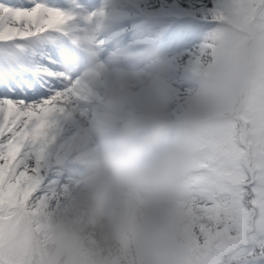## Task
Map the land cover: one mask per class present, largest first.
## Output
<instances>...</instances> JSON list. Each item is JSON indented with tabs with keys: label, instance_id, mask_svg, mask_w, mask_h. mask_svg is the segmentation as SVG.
<instances>
[{
	"label": "snow or ice",
	"instance_id": "6c2138e0",
	"mask_svg": "<svg viewBox=\"0 0 264 264\" xmlns=\"http://www.w3.org/2000/svg\"><path fill=\"white\" fill-rule=\"evenodd\" d=\"M128 15L148 21L144 32L152 17L180 18L158 42L183 49L169 61L191 77L215 59L224 24L264 32V0H102L95 9L81 0H0V264H39L42 219L73 178L70 146L103 86L86 79L85 54L105 69L118 54H106L101 32ZM182 211L183 264H264V101H245L208 134Z\"/></svg>",
	"mask_w": 264,
	"mask_h": 264
},
{
	"label": "clouds",
	"instance_id": "9594fccd",
	"mask_svg": "<svg viewBox=\"0 0 264 264\" xmlns=\"http://www.w3.org/2000/svg\"><path fill=\"white\" fill-rule=\"evenodd\" d=\"M216 57L177 100L174 67L152 45L86 79L103 86L70 146L72 180L42 219L39 264H183L182 211L192 162L208 134L245 101H264V32L224 24Z\"/></svg>",
	"mask_w": 264,
	"mask_h": 264
},
{
	"label": "rangeland",
	"instance_id": "374dc122",
	"mask_svg": "<svg viewBox=\"0 0 264 264\" xmlns=\"http://www.w3.org/2000/svg\"><path fill=\"white\" fill-rule=\"evenodd\" d=\"M184 95V94H183ZM183 95L182 94H176V96L178 97V96H180V97H183ZM178 100V99H177ZM41 250H42V253H43V249H42V247H41Z\"/></svg>",
	"mask_w": 264,
	"mask_h": 264
},
{
	"label": "bare ground",
	"instance_id": "6f19581e",
	"mask_svg": "<svg viewBox=\"0 0 264 264\" xmlns=\"http://www.w3.org/2000/svg\"><path fill=\"white\" fill-rule=\"evenodd\" d=\"M180 95V94H179ZM183 95V94H182Z\"/></svg>",
	"mask_w": 264,
	"mask_h": 264
}]
</instances>
